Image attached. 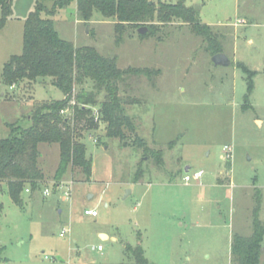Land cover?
<instances>
[{
	"label": "rangeland",
	"instance_id": "374dc122",
	"mask_svg": "<svg viewBox=\"0 0 264 264\" xmlns=\"http://www.w3.org/2000/svg\"><path fill=\"white\" fill-rule=\"evenodd\" d=\"M34 3L11 0V15L0 30V138L9 135L8 124L31 125L34 102L63 98L50 78L1 84L3 64L22 51L23 22ZM51 4L45 2L47 8ZM185 5L211 27L229 65H215L207 41L180 19L153 21L156 27L146 35L125 24L116 43L115 19L94 10L84 23L76 1L51 17L59 37L75 46L116 56L119 68L155 71L152 81L131 78L120 94L136 99L125 105L135 135L162 150V161L132 143L133 134L125 143L105 137L99 122L82 137L90 178L68 169L59 181L70 184L71 198L63 202L53 189L42 193L55 183L58 145L40 143L44 182L22 192L23 208L4 186L0 192V264H135L125 247L139 244L152 264H235L231 239L250 235L257 191L264 223V0H185ZM240 62L255 72L246 98ZM87 107L97 119L98 104ZM225 146L232 148L230 156ZM197 170L203 171L200 179L186 184L184 176ZM84 209L97 214L85 215ZM261 248L264 264V241Z\"/></svg>",
	"mask_w": 264,
	"mask_h": 264
},
{
	"label": "trees",
	"instance_id": "16d2710c",
	"mask_svg": "<svg viewBox=\"0 0 264 264\" xmlns=\"http://www.w3.org/2000/svg\"><path fill=\"white\" fill-rule=\"evenodd\" d=\"M50 1L51 8H47ZM76 1L79 20L89 22L93 11L104 18H114L115 42L119 43L125 24L135 27L146 26L143 34L152 33L156 25L153 21L167 23L180 19L189 25L190 30L208 43L211 54L221 52L211 27L201 23L193 8L185 5V0L175 3L150 0H35L34 8L23 22L22 51L10 55L3 64L1 84L11 86L19 81L28 83L39 78H50L62 93V99L34 102L29 118L31 125L21 127L8 124L9 135L0 138V192L4 186L13 203L23 208L22 192L26 186L36 190L44 182V173L39 166L40 143L58 145V163L55 168V183L68 169H78L87 179L91 175V159L86 155L83 133L95 129L99 122L104 123V135L125 141L130 134L135 135V124L127 114L125 105L136 103L129 95L120 94L121 88H129V80L141 75L153 80L148 68L117 66L116 56H105L93 46H75L59 37L54 28L52 16L57 9ZM11 15V0H0V30ZM245 74L246 95L253 89L254 71L243 63L238 64ZM89 84L90 88L85 86ZM103 93L102 100L98 97ZM73 101L74 103H71ZM98 104V117L95 119L87 106ZM69 108L64 116L60 110ZM129 134V135H128ZM137 143L153 157L156 163L162 161V150L152 149L142 138L133 137ZM125 143V142H124ZM136 171L134 180L140 177ZM255 206L252 209L250 235L234 234L231 239V253L235 264H259L261 246L264 241V223L259 219L260 194L257 191ZM3 206L0 203V214ZM125 250L132 253L135 264H152L144 256L139 245H127ZM2 249L0 248V257Z\"/></svg>",
	"mask_w": 264,
	"mask_h": 264
},
{
	"label": "built area",
	"instance_id": "2783aa9c",
	"mask_svg": "<svg viewBox=\"0 0 264 264\" xmlns=\"http://www.w3.org/2000/svg\"><path fill=\"white\" fill-rule=\"evenodd\" d=\"M71 103H74V102L71 101ZM60 114H62L64 116H68L70 114L69 108L61 109ZM224 148H225V156H230V152L232 151V148L229 146H225ZM202 174H203L202 170L194 171L191 175L186 174L184 176V181L186 184L188 182H190L191 180L198 181L200 179V177L202 176ZM52 189L60 195L61 201L66 202V201L70 200V198H71V186H70V184H68V182L58 181L56 183H52L50 186L44 187L42 193L44 195H48V194H50ZM24 192L31 193L32 191H31L30 187L26 186L24 189ZM83 214L95 216L97 213L94 209H84ZM65 232H66V229H62L61 232L59 233V236H63L65 234ZM96 248H97V250L102 249V247L100 245H98Z\"/></svg>",
	"mask_w": 264,
	"mask_h": 264
},
{
	"label": "water",
	"instance_id": "95a60500",
	"mask_svg": "<svg viewBox=\"0 0 264 264\" xmlns=\"http://www.w3.org/2000/svg\"><path fill=\"white\" fill-rule=\"evenodd\" d=\"M146 31H147V27L146 26H140L137 29V32L140 35H143ZM211 61L215 65H224V66H227V65L230 64L229 58L223 52H217V53L213 54L211 56ZM187 170H188V168L186 167L185 168V171H187ZM87 198H91V195H88ZM101 235L104 237L105 234H101ZM261 251H262V248H261Z\"/></svg>",
	"mask_w": 264,
	"mask_h": 264
},
{
	"label": "crops",
	"instance_id": "0c3cea01",
	"mask_svg": "<svg viewBox=\"0 0 264 264\" xmlns=\"http://www.w3.org/2000/svg\"><path fill=\"white\" fill-rule=\"evenodd\" d=\"M100 234H102V233H100ZM104 236L108 237L107 235H104ZM112 239H114V238L112 237Z\"/></svg>",
	"mask_w": 264,
	"mask_h": 264
}]
</instances>
